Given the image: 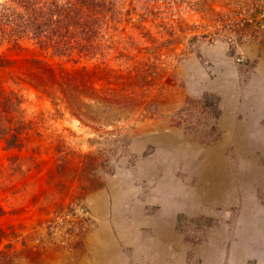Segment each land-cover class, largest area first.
<instances>
[{
	"label": "rangeland",
	"instance_id": "1",
	"mask_svg": "<svg viewBox=\"0 0 264 264\" xmlns=\"http://www.w3.org/2000/svg\"><path fill=\"white\" fill-rule=\"evenodd\" d=\"M128 1L137 15L124 23L122 45L142 59L151 56L149 35L165 46L155 105L119 141L59 116L27 82L7 83L37 125L23 148L0 144V259L103 264L109 240L122 248L120 264H142L126 243L134 231L155 238L157 226L145 221L158 220L176 224L187 264H264V0ZM111 51L81 64H121ZM0 54L30 56L9 47ZM206 152L222 162L204 168ZM203 177L212 201L181 200L182 185H204ZM132 221H143L141 229H130Z\"/></svg>",
	"mask_w": 264,
	"mask_h": 264
},
{
	"label": "trees",
	"instance_id": "2",
	"mask_svg": "<svg viewBox=\"0 0 264 264\" xmlns=\"http://www.w3.org/2000/svg\"><path fill=\"white\" fill-rule=\"evenodd\" d=\"M136 11L128 0H0V49L16 48L30 54L23 60L0 54V144L23 148L29 131L37 125L26 119L23 94L7 86L10 79L15 84L27 82L48 96L59 116L68 113L101 140L119 141L128 122L151 113L161 72L160 48L165 43L158 48L148 33L153 46L146 51L151 56L131 55L122 40L124 23L134 19ZM109 32L117 33L120 42ZM105 49H111L121 64H81ZM101 53L104 58L105 52ZM51 59L74 65L53 64ZM15 68L24 73L13 72ZM2 235L0 231V242ZM0 264L14 261L3 254Z\"/></svg>",
	"mask_w": 264,
	"mask_h": 264
},
{
	"label": "crops",
	"instance_id": "3",
	"mask_svg": "<svg viewBox=\"0 0 264 264\" xmlns=\"http://www.w3.org/2000/svg\"><path fill=\"white\" fill-rule=\"evenodd\" d=\"M264 64V60H263ZM262 72H264V65L262 67ZM212 149V148H211ZM222 162L221 156H219V160L215 156H212L211 153L206 152V156L204 158V161L201 165H203L204 168L208 169L211 167V165L216 164V162ZM200 165V164H199ZM198 175V173H197ZM204 179V180H203ZM202 181H205V184L201 185L200 181L197 187H187L185 185H182L181 187V200L187 195V199L194 200L199 204V206H203V202L212 201V197L214 196V192H212L208 187L210 183H208V178L203 177ZM186 194V195H185ZM216 195V193H215ZM220 196V194L218 193ZM214 205V202L211 204ZM182 206V205H181ZM129 209V208H127ZM173 209H180V205L177 204V202L173 205ZM120 211V208L115 209V212ZM148 225L154 227L157 226V235L155 238L153 237H145L143 234L139 231H134V233H137V239L128 241L126 244L127 246H130L133 250L134 259H138L137 262H140L144 260L142 264H187L186 263V252L187 248L184 244V241L181 237L178 236V234L175 231L176 224H167L162 225L161 221L155 220L152 221L149 220L145 221ZM143 221L131 222L130 229H137L140 230L142 226ZM104 248L107 252H105L103 255L100 256L101 263L103 264H120L121 263V247L120 244L109 241L106 244V241L104 243ZM120 252V253H119Z\"/></svg>",
	"mask_w": 264,
	"mask_h": 264
},
{
	"label": "built area",
	"instance_id": "4",
	"mask_svg": "<svg viewBox=\"0 0 264 264\" xmlns=\"http://www.w3.org/2000/svg\"><path fill=\"white\" fill-rule=\"evenodd\" d=\"M259 19L260 21L264 24V9L262 10V12L259 15Z\"/></svg>",
	"mask_w": 264,
	"mask_h": 264
}]
</instances>
